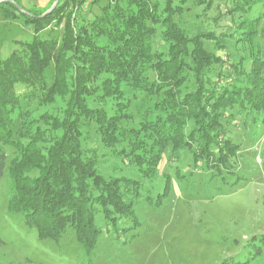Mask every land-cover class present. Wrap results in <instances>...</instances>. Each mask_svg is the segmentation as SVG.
Masks as SVG:
<instances>
[{"label": "rangeland", "instance_id": "rangeland-1", "mask_svg": "<svg viewBox=\"0 0 264 264\" xmlns=\"http://www.w3.org/2000/svg\"><path fill=\"white\" fill-rule=\"evenodd\" d=\"M18 1L25 9L37 6L38 13L47 3ZM75 1L79 0L70 3L63 16L37 35L49 53L44 72L48 87L55 81V56L62 45L66 20L79 26L101 20L106 13L103 11L108 0H99L93 6L91 0H85L80 12ZM152 2L158 6L155 16L159 21L173 12L174 23L188 39L203 36L207 51L222 58V68L228 70L230 80L237 74L228 65H236L238 74H248L254 58L264 59L259 28L250 43L240 39L245 37L243 34L224 36L229 27L233 30L244 19L259 16L257 7L251 13L230 16L231 0H171V7L164 0ZM162 27L155 26L153 52L166 57L169 41L164 39ZM208 34L214 35L220 49L215 48L214 41L207 40ZM33 36L32 26L24 24L22 17L5 19L0 10V60L14 50L26 54L24 44L30 43ZM82 36L92 39L82 48L88 52L87 45L101 47L95 52L104 58L99 74L86 84L88 92L81 97L83 110L68 118L69 95L49 99L37 80L32 79L14 87V117L31 134L38 128L43 141L63 134L56 123L75 121L80 147L95 159L98 173L105 179L133 184L122 186L127 200L132 201L134 220L120 213L110 220L97 214L95 223L102 234L91 252L82 249L71 228L56 243L39 241L34 229L26 226L20 216L8 212L12 194L8 166L17 153L2 146L7 168L0 179V264H264V109L255 111L244 105L243 109L237 107L220 116L213 115L224 131L218 141L226 138L236 148L227 163L215 159L217 148L223 146L219 144L213 147L215 155L211 158L203 154L193 157L188 150H173L170 144L163 145L164 141L156 139L148 127L167 113L160 107L165 89L158 96L150 92V83L156 79L151 66L155 58L136 64L134 44L123 47L120 43L128 42L108 34L97 36L90 30ZM64 56L71 60L73 54L67 52ZM118 71L122 72L118 86L114 85L107 96L103 88L115 80ZM260 72L264 77V71ZM136 76L143 77L148 87L134 80ZM185 77L181 95L195 89L194 79L190 75ZM211 78L224 86L223 80ZM65 84L70 90L69 78ZM102 113L114 119V134L101 133L95 119ZM191 126L187 124L188 129ZM38 146L47 148L48 144ZM157 148L162 149L158 160L153 155Z\"/></svg>", "mask_w": 264, "mask_h": 264}, {"label": "trees", "instance_id": "trees-1", "mask_svg": "<svg viewBox=\"0 0 264 264\" xmlns=\"http://www.w3.org/2000/svg\"><path fill=\"white\" fill-rule=\"evenodd\" d=\"M11 1L33 16L20 13L11 3L2 2L0 10L4 18L22 17L24 24L32 26L34 36L30 43L24 44L25 55L14 50L7 58L0 60V179L7 168V155L1 147L7 146L17 153L8 166L12 181L8 212L20 216L26 226L34 229L39 241L49 240L56 243L71 228L82 249L91 252L102 234V230L95 223L97 214L110 220L112 216L120 213L134 220L132 201L127 200L123 188L131 186L132 183L105 179L98 173L95 159L80 147L75 121L69 120L61 125L56 123L63 134L43 141L40 137L43 133L38 128L31 134L27 128L18 125V120L14 117V87L19 83L27 84L32 79L37 80V84L49 99L69 95V103L66 105L68 118L75 111L83 110L81 97L88 92L86 84L99 74L104 58L95 52L102 50L101 47L87 45L88 52L82 48L92 40L90 36H82V33L88 34L90 30L97 36L108 34L128 42L120 43L123 47L134 44L133 56L138 60L136 64L145 58H155L156 61L151 66L156 72V79L150 83L149 87L153 90L150 92L158 96L165 89L160 99V107L167 113L165 118L159 117L148 127L152 129L156 139L164 141L163 145L170 144L173 150H188L193 157L203 154L211 158L215 155L213 147L219 144L223 146L217 148L215 159L217 162L227 163L236 148L225 141L226 138L223 142L218 141L224 131L213 115L220 116L237 107L243 109L244 105L255 111L264 109V77L260 74V71H264V59L254 58L248 74H238L235 72L236 65H228L227 68L231 67L237 74L230 80V73L222 68V58L207 51L201 39L203 36L188 39L174 23L173 12H169L166 18L159 21L155 16L158 6L152 0H108L103 11L106 13L101 20L79 26L71 25V21L66 20L62 45L55 56V81L48 87L44 72L49 53L37 35L50 22L63 16L62 12L74 0H59L52 13L43 18L40 16L48 10L52 0L47 1L40 13L37 6L25 9L18 0ZM98 1L91 0V6ZM164 1L171 7V0ZM84 2L85 0L75 1L79 12ZM231 3L232 7L228 12L230 16L237 12L251 13L255 7L260 12L254 19H244L233 30L229 27L224 36L243 34L245 37L240 39L250 43L259 28V35L264 42V0H231ZM157 24L163 26L164 39L169 41L166 57L153 52L152 39ZM205 37L215 42V48H221L213 34ZM67 52L73 54V60L65 58ZM126 57L125 55L123 59ZM121 75L122 72L118 71L115 80L105 84V95H110L114 85L118 86ZM185 75L194 79L195 89L181 95L180 88L186 80ZM212 76L223 80L224 86L214 82ZM67 78L71 81L70 90L65 84ZM134 80L142 81L143 77L141 79L136 76ZM142 82L148 87L146 80ZM44 117L46 118L42 116L43 119ZM95 122L99 124L103 134H114L117 131L113 128L114 119L107 118L106 113L98 115ZM188 123L192 125L190 129L187 127ZM39 143H47L48 147L40 148ZM161 150L157 148L153 151L157 160Z\"/></svg>", "mask_w": 264, "mask_h": 264}, {"label": "water", "instance_id": "water-1", "mask_svg": "<svg viewBox=\"0 0 264 264\" xmlns=\"http://www.w3.org/2000/svg\"><path fill=\"white\" fill-rule=\"evenodd\" d=\"M2 2H8V3H11L15 6V8L20 12V13H23V14H26V15H29V16H33L31 14H29L28 12H26L21 6H19L18 4H16L15 2L11 1V0H0V3ZM59 3V0H54V2L52 3V5L48 8L47 11H45L40 17L43 18L49 14L52 13V11L57 7Z\"/></svg>", "mask_w": 264, "mask_h": 264}, {"label": "crops", "instance_id": "crops-1", "mask_svg": "<svg viewBox=\"0 0 264 264\" xmlns=\"http://www.w3.org/2000/svg\"><path fill=\"white\" fill-rule=\"evenodd\" d=\"M48 1V0H47Z\"/></svg>", "mask_w": 264, "mask_h": 264}]
</instances>
